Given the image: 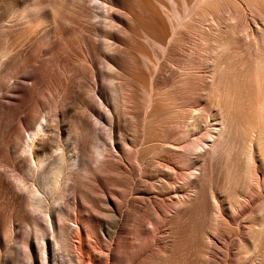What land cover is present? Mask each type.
Wrapping results in <instances>:
<instances>
[{"label":"bare ground","instance_id":"1","mask_svg":"<svg viewBox=\"0 0 264 264\" xmlns=\"http://www.w3.org/2000/svg\"><path fill=\"white\" fill-rule=\"evenodd\" d=\"M87 1L0 0V264H16L17 240L28 264L166 260L203 186V148H215L221 130L216 108L204 133L209 143L198 142L196 131L205 121L195 105L209 106L208 87L225 67L221 56L231 42L264 49V0H97L101 11ZM102 55L116 101L108 119L110 142L95 144L97 155L90 158L95 136L102 138V115L87 97L86 79L106 100ZM261 56L255 62L260 118L244 152L241 187L233 200L211 187L201 264L215 263L223 237L226 264L243 258L261 264L264 255ZM134 80L150 86L145 103L124 90ZM186 96L194 100L182 131ZM62 135L69 138L64 144ZM181 173L185 190L176 180ZM57 200L68 203L57 209ZM248 202L255 208H246ZM42 214L48 227L38 244L31 233L42 226Z\"/></svg>","mask_w":264,"mask_h":264},{"label":"rangeland","instance_id":"2","mask_svg":"<svg viewBox=\"0 0 264 264\" xmlns=\"http://www.w3.org/2000/svg\"><path fill=\"white\" fill-rule=\"evenodd\" d=\"M96 2L97 0H88L86 3L91 7L92 11L103 10V7L96 4ZM165 10L170 12L167 7H165ZM146 46L151 48L152 50H159L158 46H151L147 44ZM260 50L263 51L261 52ZM260 50L252 45V43H239L238 41L231 42L230 48L227 49L221 56V61H225V67L220 70H216V72L214 73L215 75L213 81L211 79V85L209 84L211 86L208 87V90H210V94L209 91L208 94L211 97L210 100H208L209 106L201 107V105L195 103V106L200 109V112L198 114L199 117L203 119L202 121L206 122H203V125L197 128L198 130L196 132L198 135V142H201L203 144L209 143V141L206 142L205 139L207 138V136L204 135V133L211 130L210 128L212 126L213 117L212 112L216 108H219L218 111L221 115L222 121V124L220 126V135L216 137L217 139L215 141V148H213L212 150L211 148H203L202 155L203 157L204 155H206V157L204 158L207 159V166L205 167V170L203 172L204 175L201 177V179L203 180V186H201V189L198 191V198L193 201V204L188 209L189 212H187L185 220L181 225L182 228L180 229L179 236L175 240L172 251L167 256L166 260H164L160 264H192L194 257L197 258L198 264H201L203 258L201 250L203 239L202 236L211 224V187L213 185H215L214 187H219V189L225 194L226 200H233L237 193V190L241 187L244 166L243 164L245 159L244 152L248 146L251 128L260 118V114L257 115L259 111V108L257 106L261 101V97L259 92H256L259 90L258 86L256 85L257 68H255L257 66V63L255 64V62H258V60H260V54H262L261 58H264V49L262 48ZM98 66L104 75L102 83L104 89L106 90L107 98L103 101L99 97V93H93V91L91 90V79H86L87 97L93 99L94 106L100 110L102 115L100 123L101 128L99 129L100 133L102 134V138L95 136L93 147L94 150L88 153L90 158H95V156L97 155V152L95 151V144L100 143L105 145L110 142V139L107 135L109 128L108 119L112 107L115 105L116 101L112 93L113 81L109 77V68L105 65L103 55L99 60ZM170 84L171 83L167 85V88ZM124 90L126 92L128 91V93L135 94L142 103H145L148 99L150 86H146L145 84L139 83L134 80L131 81L128 89L126 90L124 88ZM156 91L157 94H159L160 92L164 91V88L161 87ZM256 93L259 95L260 100L258 99ZM190 99H192V101L194 100L193 97L191 98L186 96L184 98V103L186 104L184 108L186 110L183 109V113H181V118L183 117V125L181 124V126H179L182 131H185L184 124H186L185 122H188L187 118L189 119V116L191 117V114L188 112V108H191ZM257 99L259 101H257ZM213 100H215L216 102L218 101V104ZM210 101H213L212 104H210ZM211 105H213V107L215 108H212ZM217 105L221 108L217 107ZM211 108L212 110H210ZM89 119L90 121L94 122L96 116L91 113L89 115ZM171 125L173 124L169 125L170 128H173L175 126ZM66 130L70 131L71 128L67 127ZM68 140L69 138L66 135L60 136V141L62 144H64V142ZM260 140V146L262 147V145L264 146V130L260 136ZM72 142L73 140L71 139L69 142V148H72ZM127 146L128 151L130 148L133 152V146L130 143H127ZM169 156L170 155H167V159H169V161H174L173 158ZM159 175L163 174L161 173ZM182 176H184V174H177L176 178L178 179L176 180L181 182V186L185 190V188L188 187V182L182 180ZM152 197L162 199L161 196L157 195H153ZM55 203L57 209H59L65 206L68 201L66 200L65 202H62L61 200H57V202L55 201ZM255 203L252 204L248 202L245 207L248 209L255 208ZM122 204L123 203L120 204L119 210L122 217H124L126 209ZM43 217L44 215L41 217L39 216V221L42 222V226H40L39 231H37L36 233H31L33 234L38 244L42 243V232L46 231L45 228L48 227L47 222ZM17 241L16 244H18V248L20 247V251L17 253L16 264H28L29 262L26 257L25 249L21 245V242L19 240ZM222 241L224 245H222L221 243H218L216 245L214 251V264H226L228 260V258L226 257L228 249L226 246L227 242L225 240V237H223ZM246 252L247 250L245 251V253ZM102 254L103 259L105 260L107 252L103 250ZM209 256L212 261V251ZM231 258L234 259L233 256H231ZM249 259L250 258H246L245 260L243 258L238 264H250ZM262 263L264 264V255L262 257L261 264Z\"/></svg>","mask_w":264,"mask_h":264}]
</instances>
